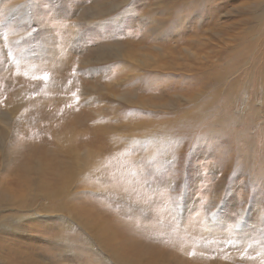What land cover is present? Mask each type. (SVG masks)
Here are the masks:
<instances>
[{
    "label": "rangeland",
    "instance_id": "obj_1",
    "mask_svg": "<svg viewBox=\"0 0 264 264\" xmlns=\"http://www.w3.org/2000/svg\"><path fill=\"white\" fill-rule=\"evenodd\" d=\"M0 264H264V0H0Z\"/></svg>",
    "mask_w": 264,
    "mask_h": 264
},
{
    "label": "bare ground",
    "instance_id": "obj_2",
    "mask_svg": "<svg viewBox=\"0 0 264 264\" xmlns=\"http://www.w3.org/2000/svg\"><path fill=\"white\" fill-rule=\"evenodd\" d=\"M26 171H27V174H28V168H26ZM27 184H29L28 175H27L26 180H25V185H27ZM65 184H66V178H63L61 187L57 189V192L58 193H60L59 189L65 188ZM37 189H42V190L48 192V190H47V184L42 179H40L38 181V183H37Z\"/></svg>",
    "mask_w": 264,
    "mask_h": 264
}]
</instances>
